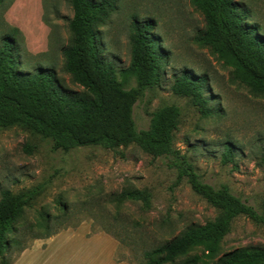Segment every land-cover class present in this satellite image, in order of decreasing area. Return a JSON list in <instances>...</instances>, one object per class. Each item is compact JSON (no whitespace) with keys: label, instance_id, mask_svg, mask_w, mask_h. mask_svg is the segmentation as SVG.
<instances>
[{"label":"rangeland","instance_id":"obj_1","mask_svg":"<svg viewBox=\"0 0 264 264\" xmlns=\"http://www.w3.org/2000/svg\"><path fill=\"white\" fill-rule=\"evenodd\" d=\"M237 1L248 9L250 20L264 37V0ZM109 2V13L95 29L100 55L117 71L128 68L133 22L149 21L153 25L150 35L159 40L157 48L165 58L159 62L158 83L145 89L134 105L136 129L146 130L151 115L160 108L177 106L180 117L173 133L174 148L203 183L228 187L261 214L264 95L236 81L232 70L200 43L206 24L192 0ZM71 18L69 0H0V45L2 39L13 38L21 58L19 66L26 68L22 71L53 69L66 92L89 97L64 69V50L72 41ZM182 73L205 79L204 93L212 111L209 117H203L190 99L172 92L175 78ZM116 79L126 89L136 87L133 78L123 81L117 73ZM51 146V140L21 127L0 128V192L25 195L32 204L14 226L34 228L40 213L54 217L62 207L68 214L59 224H52L50 232L57 233L50 238L34 239L26 234L25 250H44L61 233L86 226L88 239L105 235L115 242L112 262L138 264L145 251L220 215L193 192L186 177H179L180 168L171 158L154 159L135 145L80 147L68 153L53 152ZM229 150L232 157L228 159ZM129 191H146L149 209L143 211L141 203L127 201L116 206L112 197ZM34 230L43 236L44 230ZM239 248H264V226L244 216L234 219L215 261ZM75 249L79 252L68 264H80L79 258L88 255L87 247ZM197 254L200 250L190 256ZM18 256L14 252L10 258ZM184 259L180 257L174 264Z\"/></svg>","mask_w":264,"mask_h":264},{"label":"trees","instance_id":"obj_2","mask_svg":"<svg viewBox=\"0 0 264 264\" xmlns=\"http://www.w3.org/2000/svg\"><path fill=\"white\" fill-rule=\"evenodd\" d=\"M72 18L68 23L71 44L64 50V69L89 97L71 95L59 84L53 69L35 68L22 71L21 58L13 38L2 39L0 45V128L21 127L52 142L53 152L68 153L80 147L116 149L135 145L152 158H171L180 168L179 177H186L195 194L220 212L218 218L204 225L191 226L169 242L145 251L138 264H264V248H239L215 261L223 238L231 223L239 216L264 226V198L262 213L234 196L228 187L214 188L203 183L184 156L174 148L173 133L177 127L180 109L164 106L151 115L146 130L138 131L133 119V108L147 88L154 87L161 76L159 40L150 35L149 21L133 22L130 44V64L117 71L99 53L96 42V24L111 9L109 0H69ZM206 24L199 41L209 47L218 59L232 70L239 83L257 94L264 95V37L250 12L237 0H192ZM249 22V23H248ZM133 78L136 87L126 89L118 82ZM205 79L182 73L175 78L172 92L188 98L203 117L212 113L205 96ZM226 158L232 157L227 151ZM264 180V152L262 158ZM116 206L124 202L141 203L149 209L150 197L146 191H129L114 195ZM30 198L15 195L9 190L0 192V264H13L26 247L23 237L50 238L52 224L67 217L65 208L54 217L40 213L34 228L44 230L37 234L33 226L15 227ZM10 232V233H9ZM10 234V235H9ZM196 250L200 254L190 256ZM118 262V260H116Z\"/></svg>","mask_w":264,"mask_h":264},{"label":"crops","instance_id":"obj_3","mask_svg":"<svg viewBox=\"0 0 264 264\" xmlns=\"http://www.w3.org/2000/svg\"><path fill=\"white\" fill-rule=\"evenodd\" d=\"M88 231L86 226H81L74 232L65 231L48 241L44 250L37 248L23 251L13 264H68L76 257L74 254L79 252L75 248L83 247H87L88 255L84 259L79 258L80 264H116L112 262L115 242L105 235L88 239ZM102 237L106 240H101ZM73 248L75 250L71 251Z\"/></svg>","mask_w":264,"mask_h":264}]
</instances>
